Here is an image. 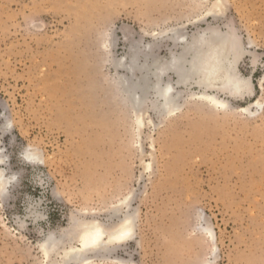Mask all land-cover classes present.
I'll return each mask as SVG.
<instances>
[{
    "label": "rangeland",
    "instance_id": "374dc122",
    "mask_svg": "<svg viewBox=\"0 0 264 264\" xmlns=\"http://www.w3.org/2000/svg\"><path fill=\"white\" fill-rule=\"evenodd\" d=\"M210 27L243 43L251 95L180 88L168 117L150 93L141 130L133 48L166 61L172 30ZM0 149V264L62 263L87 222L128 214L134 236L88 264H264V0H0Z\"/></svg>",
    "mask_w": 264,
    "mask_h": 264
},
{
    "label": "bare ground",
    "instance_id": "6f19581e",
    "mask_svg": "<svg viewBox=\"0 0 264 264\" xmlns=\"http://www.w3.org/2000/svg\"><path fill=\"white\" fill-rule=\"evenodd\" d=\"M218 7L220 8V4L216 6V9H219ZM214 11L213 13L218 12V10ZM156 36L159 35L156 34ZM168 39L178 50L171 51L166 61L155 57L151 63H142L140 57L143 52L135 46L131 57L123 64V67L133 74L131 82L125 86L127 92L132 95L133 107L136 111L135 121L140 129L144 126L140 110H142L143 101L150 93L154 95L158 104L157 108L168 117L175 116L182 109L180 88L191 89L197 86L202 91L199 98L217 108H225L228 104L226 99L220 98V94L228 99L251 95V81L239 70L246 48L233 28L230 27L224 31L210 27L194 34L191 39L181 29H174L172 36ZM26 156L28 159H39V155L34 153H27ZM3 160V156L0 155V162ZM9 183L11 181L6 180L3 171L0 170V184L3 191H6ZM128 200L129 197L122 200L123 204L125 205ZM117 213H119L118 209ZM135 220L134 215L128 214L111 228H106L99 221L87 222L80 236L79 248L67 251L64 261L59 264H70L72 261L88 264L90 260L86 256L88 253L100 252L105 248L129 241L135 234ZM97 233H99L98 238ZM122 236L123 238H120ZM57 244L56 238L48 237L43 244L47 256Z\"/></svg>",
    "mask_w": 264,
    "mask_h": 264
},
{
    "label": "snow or ice",
    "instance_id": "6c2138e0",
    "mask_svg": "<svg viewBox=\"0 0 264 264\" xmlns=\"http://www.w3.org/2000/svg\"><path fill=\"white\" fill-rule=\"evenodd\" d=\"M126 235V234H125ZM99 237V233H97V238ZM120 238H123V236L122 237H120ZM86 243H87V241H86Z\"/></svg>",
    "mask_w": 264,
    "mask_h": 264
}]
</instances>
